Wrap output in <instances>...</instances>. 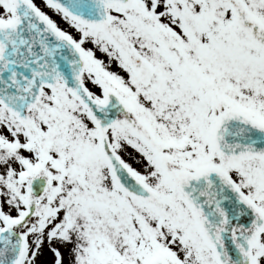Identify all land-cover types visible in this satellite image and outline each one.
Here are the masks:
<instances>
[{
    "label": "snow or ice",
    "instance_id": "obj_1",
    "mask_svg": "<svg viewBox=\"0 0 264 264\" xmlns=\"http://www.w3.org/2000/svg\"><path fill=\"white\" fill-rule=\"evenodd\" d=\"M0 264H264V0H0Z\"/></svg>",
    "mask_w": 264,
    "mask_h": 264
}]
</instances>
